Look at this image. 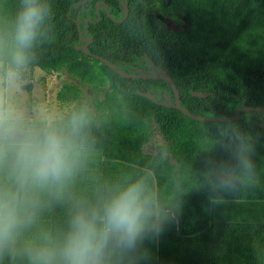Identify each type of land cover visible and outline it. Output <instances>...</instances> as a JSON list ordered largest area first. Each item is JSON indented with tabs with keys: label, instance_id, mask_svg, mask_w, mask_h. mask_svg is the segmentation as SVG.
I'll list each match as a JSON object with an SVG mask.
<instances>
[{
	"label": "clouds",
	"instance_id": "1",
	"mask_svg": "<svg viewBox=\"0 0 264 264\" xmlns=\"http://www.w3.org/2000/svg\"><path fill=\"white\" fill-rule=\"evenodd\" d=\"M54 16L52 0H0V264H147L146 244L179 222L188 171L160 143L107 176L97 110L86 100L53 110L37 98L34 70L57 40ZM199 146L195 173L211 205L264 189L256 140L239 124L218 120Z\"/></svg>",
	"mask_w": 264,
	"mask_h": 264
},
{
	"label": "trees",
	"instance_id": "2",
	"mask_svg": "<svg viewBox=\"0 0 264 264\" xmlns=\"http://www.w3.org/2000/svg\"><path fill=\"white\" fill-rule=\"evenodd\" d=\"M52 0L57 40L42 50L35 68L64 72L88 86L91 105L103 120L98 132L99 167L107 176L138 166L147 148L166 144L176 167L188 171L189 192L179 216L183 235L204 233L214 220L209 193L199 188L202 130L216 122L196 121L181 111L154 103L138 91H151L159 102H174L173 91L162 79H128L101 61L76 50L80 45L76 20L86 14L92 21L81 30L91 37L88 50L113 62L120 70L140 73L164 69L175 82L182 105L201 116H233L241 106H264V0H127L129 15L114 22L96 3L105 2L115 18H123L119 0ZM9 8L14 0H8ZM169 19L179 28L170 30ZM204 91L207 97H195ZM62 102H79L82 89L63 83L57 92ZM259 115V116H258ZM264 112H250L234 120L256 140V162L264 171ZM156 137L159 141H156ZM217 158L222 154L216 152ZM196 172V173H195ZM86 186V185H85ZM235 201L264 204V189ZM55 220V217L52 218Z\"/></svg>",
	"mask_w": 264,
	"mask_h": 264
},
{
	"label": "crops",
	"instance_id": "3",
	"mask_svg": "<svg viewBox=\"0 0 264 264\" xmlns=\"http://www.w3.org/2000/svg\"><path fill=\"white\" fill-rule=\"evenodd\" d=\"M214 209L202 234L183 235L178 223L169 224L146 244L147 264H264V204L233 201Z\"/></svg>",
	"mask_w": 264,
	"mask_h": 264
},
{
	"label": "water",
	"instance_id": "4",
	"mask_svg": "<svg viewBox=\"0 0 264 264\" xmlns=\"http://www.w3.org/2000/svg\"><path fill=\"white\" fill-rule=\"evenodd\" d=\"M85 1L86 0L81 1L80 4L85 3ZM119 2L121 4L122 10H123V18L122 19L115 18L113 15H111L109 12L108 5L105 2H101V1H98L96 3V12L98 14V17L100 18L99 6L103 5L106 15L110 19H112L114 22H119V21H122L125 18H127L129 15V3L127 0H119ZM81 23L82 22L80 19L76 20L78 35H79V41L81 43L80 45L77 44L74 46L76 50H81L84 54L89 55V56L101 61L106 66L111 68L115 73H117L118 75H121L124 78H128V79H162L169 84V86L171 87V89L173 91L174 102H159V101H157V96L151 91H147V92L138 91L137 92L138 95L144 96L154 103H158V104H160L164 107H167V108L177 109V110L181 111L188 118H190L192 120H196V121H202V122H216L222 118H227V119L234 121V120H237V119H240V118L246 116L250 112H264V106H256V107L241 106V107L236 108L235 114L233 116H201V115H196V114L190 112L189 110H187L182 105L179 90H178L175 82L173 81V79L170 77V75L164 69L157 68L153 62L150 63V66L152 68V70H150V71L142 70L140 73H129V72L120 70L109 59L90 52L88 50V45L92 42V38L90 36L84 37V33H86V31L81 30ZM210 94H211L210 92L192 91V95L195 97L204 98V97L209 96ZM259 124L261 126H264V124L262 122H259Z\"/></svg>",
	"mask_w": 264,
	"mask_h": 264
},
{
	"label": "rangeland",
	"instance_id": "5",
	"mask_svg": "<svg viewBox=\"0 0 264 264\" xmlns=\"http://www.w3.org/2000/svg\"><path fill=\"white\" fill-rule=\"evenodd\" d=\"M168 28L170 30H176L179 27L169 19H164ZM74 83L78 85L83 93L84 97L82 100H86L91 104L90 97L92 94L88 86H82L78 80L70 77L69 74L64 72H48L40 68H35L34 70V92L39 100L43 103L49 105L53 110L61 109L65 106L75 104L76 102H65L62 103L57 99V92L61 88L63 83ZM259 116V115H258ZM156 141L159 138L156 137ZM151 148H147L146 151L149 152Z\"/></svg>",
	"mask_w": 264,
	"mask_h": 264
},
{
	"label": "flooded vegetation",
	"instance_id": "6",
	"mask_svg": "<svg viewBox=\"0 0 264 264\" xmlns=\"http://www.w3.org/2000/svg\"><path fill=\"white\" fill-rule=\"evenodd\" d=\"M78 14H79V15H80V14H86V15H84L83 19H80L81 22H82V24H84L85 26L87 25V23H89V22L92 21L91 16L88 14V12H87L86 9H84V8L80 9V10L78 11ZM96 14H97V12H96ZM97 16H98V14H97ZM98 19H99V17H98ZM83 21H84V22H83ZM147 71H148V70H147ZM263 117H264V116H262V118H263Z\"/></svg>",
	"mask_w": 264,
	"mask_h": 264
}]
</instances>
